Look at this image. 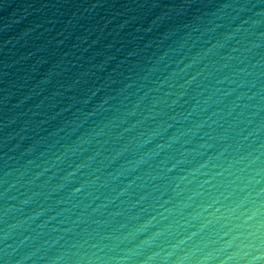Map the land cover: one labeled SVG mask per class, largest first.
Returning a JSON list of instances; mask_svg holds the SVG:
<instances>
[{"label":"water","instance_id":"1","mask_svg":"<svg viewBox=\"0 0 264 264\" xmlns=\"http://www.w3.org/2000/svg\"><path fill=\"white\" fill-rule=\"evenodd\" d=\"M0 264H264V0H0Z\"/></svg>","mask_w":264,"mask_h":264}]
</instances>
